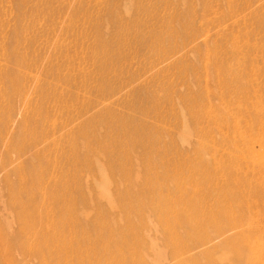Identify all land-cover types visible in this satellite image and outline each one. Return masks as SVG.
<instances>
[{
	"label": "rangeland",
	"instance_id": "rangeland-1",
	"mask_svg": "<svg viewBox=\"0 0 264 264\" xmlns=\"http://www.w3.org/2000/svg\"><path fill=\"white\" fill-rule=\"evenodd\" d=\"M202 262L264 264V0H0V264Z\"/></svg>",
	"mask_w": 264,
	"mask_h": 264
},
{
	"label": "bare ground",
	"instance_id": "bare-ground-1",
	"mask_svg": "<svg viewBox=\"0 0 264 264\" xmlns=\"http://www.w3.org/2000/svg\"><path fill=\"white\" fill-rule=\"evenodd\" d=\"M126 122V121H125ZM127 124V123H126ZM125 125V124H124ZM126 129H128L127 126H125ZM92 132V131H91ZM120 134V133H119ZM38 159H41L40 156H37ZM42 159H44L42 157ZM46 161V159H45ZM125 163L124 161H119L118 163V166H123ZM153 164V163H151ZM37 165V164H36ZM145 165H150V164H145ZM118 166L116 168H118ZM22 169V168H21ZM40 167L37 169L33 168L31 171L29 172H20L18 175L21 179L23 178H26L27 180L30 181V184L25 187L24 185L22 186V190L19 191L17 194H13L11 195V199H12V202L13 204H15L16 206V212L18 215H22L23 213H25L26 209L33 206L34 204H36V199L35 197H33L32 195V189L35 187V188H38L37 190H39V186L36 184L37 181H39V177L41 175V171H40ZM153 170L152 167H148L145 171H151ZM99 173V172H98ZM104 173V172H103ZM100 176V182H102L103 184L105 183V175L104 174H101L99 173L98 174ZM26 182V181H25ZM54 182V181H53ZM107 182V181H106ZM135 184H133V188H132V185H131V191H127L128 193L130 194H127L126 196L129 197V198H132V197H137V192L135 190V187H141V184H140V181L139 179L137 178L134 182ZM13 187V186H12ZM34 188V189H35ZM135 190V191H134ZM41 192L42 194H46V198L52 200L53 197H54V190L51 189L49 190V192L47 191V189H41ZM98 194V197H103L104 199H106V202L108 204V207L111 208V207H114L116 206L117 207V210H118V217L114 218L112 221H114L113 223V228H111L113 230V238L115 239V244L118 245V246H125V245H128L129 244V239H128V235L126 233V231L124 230V226H123V218H122V215L120 212H122V207H123V203H122V200H113L111 198V196L107 193H105L104 190H101ZM22 195V196H21ZM226 203V202H225ZM127 204V203H126ZM160 204V201L159 200H156L154 202H152L151 204H149V206L146 204V206H148L146 209H150V211L155 214L156 212V209L157 207L159 206ZM237 205V203H236ZM137 207H139V205H136ZM104 208V207H103ZM46 211V209H44ZM133 210V209H132ZM133 212V211H132ZM100 213L102 215H104L106 213V210L105 209H100ZM16 214V215H17ZM152 214V215H153ZM17 215V216H18ZM221 219H222V224H221V227H225L226 225H228L230 222H238L239 220H235L234 218L236 217V213L235 211H233L232 209H230V211H226V212H222L221 214ZM22 217V216H21ZM240 217V216H239ZM219 218V219H220ZM37 220V223L40 224L41 223V216L39 215V210L37 208V217L33 218V222ZM223 220H229V222H223ZM20 223H25V216H23L21 218V222ZM36 223V222H35ZM162 231H163V234H164V229L162 228ZM191 232H192V228L188 229V230H185L184 233L187 234V235H191ZM170 237L168 236L167 239H169ZM165 239V238H164ZM81 240L82 241H93V236L89 233H84L81 237ZM227 243L230 244L231 246L233 245L235 248H240V247H243L244 245V240H242L241 238H239V236L235 235V236H231L230 238L227 239ZM240 240L242 241V243L240 242ZM93 246H97L98 244L96 243H93L92 244ZM153 247V248H152ZM20 248L22 250H25L27 252H32V249H30L29 247L25 246V245H21ZM44 250H47L48 249V242L46 241L45 244H44ZM100 248H95L94 250H99ZM151 249H153L155 251V246L152 245L151 246ZM101 250V249H100ZM104 250V249H102ZM160 250V249H159ZM157 251V250H156ZM155 251V252H156ZM157 256H159L158 254V251H157ZM209 256V255H207ZM204 262V261H203ZM202 262V264H203Z\"/></svg>",
	"mask_w": 264,
	"mask_h": 264
}]
</instances>
